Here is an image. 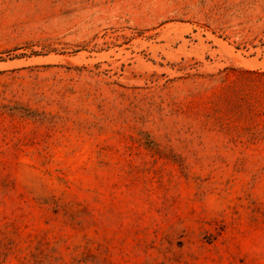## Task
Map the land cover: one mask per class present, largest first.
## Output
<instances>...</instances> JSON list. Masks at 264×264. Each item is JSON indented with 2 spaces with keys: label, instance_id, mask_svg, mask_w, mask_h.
Here are the masks:
<instances>
[{
  "label": "rangeland",
  "instance_id": "rangeland-1",
  "mask_svg": "<svg viewBox=\"0 0 264 264\" xmlns=\"http://www.w3.org/2000/svg\"><path fill=\"white\" fill-rule=\"evenodd\" d=\"M0 264H264V0H0Z\"/></svg>",
  "mask_w": 264,
  "mask_h": 264
}]
</instances>
